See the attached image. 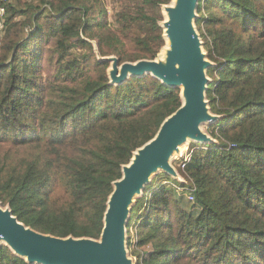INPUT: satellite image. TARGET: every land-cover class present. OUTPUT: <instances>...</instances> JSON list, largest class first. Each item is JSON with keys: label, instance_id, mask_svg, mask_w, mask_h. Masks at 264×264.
I'll return each mask as SVG.
<instances>
[{"label": "trees", "instance_id": "1", "mask_svg": "<svg viewBox=\"0 0 264 264\" xmlns=\"http://www.w3.org/2000/svg\"><path fill=\"white\" fill-rule=\"evenodd\" d=\"M172 2L125 0L113 21L104 0L7 3L0 204L26 226L101 237L124 165L184 103L181 86L152 72L113 81L110 58L158 59ZM196 11L214 62L213 141L191 143L184 180L164 171L146 183L126 221L127 248L137 264H264V0H199ZM0 264L44 263L3 241Z\"/></svg>", "mask_w": 264, "mask_h": 264}, {"label": "water", "instance_id": "2", "mask_svg": "<svg viewBox=\"0 0 264 264\" xmlns=\"http://www.w3.org/2000/svg\"><path fill=\"white\" fill-rule=\"evenodd\" d=\"M199 0H178L168 7L170 18L164 22L172 48L167 62L142 59L121 63L113 59L111 77L123 81L130 74L152 72L166 83L183 89L184 103L161 125L157 135L139 148L131 162L124 165V175L115 181L105 225L99 239L61 237L38 231L18 220L9 207L0 204V239L31 262L44 264H133L126 250V221L134 195L140 193L152 172L159 167L173 174L170 155L192 137L201 142L209 137L201 129L203 120H213L208 113L206 88L208 77L201 49V38L194 24Z\"/></svg>", "mask_w": 264, "mask_h": 264}, {"label": "rangeland", "instance_id": "3", "mask_svg": "<svg viewBox=\"0 0 264 264\" xmlns=\"http://www.w3.org/2000/svg\"><path fill=\"white\" fill-rule=\"evenodd\" d=\"M104 1H105L106 5H107V7H108V9H109L110 21H113V14L115 13V11H116L117 9L121 8V6H122V4L125 2V0H104ZM177 1H178V0H173V2H172L171 4H169V5H163V9H162V11H163V13H164V15H165V20H164V22H166V21L170 18V13H169V11H168V7H170V6H175V5L177 4ZM197 15H198V13H197V11H196V14H195V17H194V24H195V18L197 17ZM195 27H196V25H195ZM196 29H197V27H196ZM197 31H198V29H197ZM198 33H199V31H198ZM199 35H200V33H199ZM200 38H201V37H200ZM167 42H168L167 45L163 48V50L161 51V55H160V57L158 58V60H162V61H164V62H167L168 55H169V51H170L171 48H172V43H171V40H170V38H169L168 35H167ZM201 49H202V52H203L204 55H205V59H206L207 61L210 62V65H209L208 67H206V69H205L206 74H207V69H208L210 66L214 65V62H213L212 60H210V59L207 57V55H206V51H205V49L203 48V42H202V39H201ZM207 77H208V82H209L210 79H211V77L208 76V74H207ZM208 82H207V84H208ZM182 87H183V85H182ZM207 104H208V113H209L210 115L214 116V119H213V120L205 119V120L202 121V123H201V125H200V126H201V129H202V130L208 135V137H209L206 141H204V143H207V142L213 141V138H212V136L210 135L208 129H209V124H210L211 122H214V121L217 119V114L214 113L213 111H211L208 101H207ZM201 141H202V140H198V139H195V138H192V137H187L186 140H185V142L180 143V144H179V148L176 149V150L170 155V157H169V162H170V164L173 166V168H174V170H175V173H176V174H173V176H174L175 178H178V179H180V180H184V178L182 177V174H181V173L179 172V170H178V167H179V165H180L179 163L181 162V160H179L177 157H178V154L180 155V150H184V151H185L186 149H189V147H190V145H191L192 142L202 143ZM21 154H25L24 151H22ZM180 166H181V165H180ZM164 171H165V170H164L163 168H160V167H159L157 170H155L154 172H152V174L150 175V177H149V179H148V181H147L146 183H149V182H151L154 178L163 175L162 173H163ZM146 183L144 184V186L146 185ZM144 186H143V188H144ZM143 188H142V190H143ZM141 192H142V191H141ZM141 192H140V193H141ZM140 193H138V194H140ZM138 194L136 193V194L134 195V197H133V200H132V202H131V204H130V211H131L132 204H133V202L135 201V198H136V196H137ZM187 195H188V194L183 195V201H182V202H183L184 204L186 203V204H189V205H190V203H191L190 200H191V199L188 198ZM188 196H189V195H188ZM189 199H190V200H189ZM193 202L195 203V200H194ZM193 202H192V204H193ZM195 205H197V204H195ZM129 214H130V213H129ZM128 216H129V215H128ZM126 231H127V229H126ZM126 237H127V233H126ZM3 241H4V239H0V243L3 242ZM126 250H127V254H128V256L132 259L133 264H137V256H132V255H130V253H129V251H128V248H127V243H126Z\"/></svg>", "mask_w": 264, "mask_h": 264}, {"label": "built area", "instance_id": "4", "mask_svg": "<svg viewBox=\"0 0 264 264\" xmlns=\"http://www.w3.org/2000/svg\"><path fill=\"white\" fill-rule=\"evenodd\" d=\"M3 4H0V44L2 41V37L5 34L6 31V22H5V17L7 14V3L9 2V0H2ZM183 157L181 162L179 163L181 165V167H185L189 158H190V153L188 152V149L184 150H180V157ZM190 198L193 199V195H189Z\"/></svg>", "mask_w": 264, "mask_h": 264}]
</instances>
